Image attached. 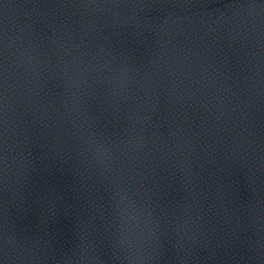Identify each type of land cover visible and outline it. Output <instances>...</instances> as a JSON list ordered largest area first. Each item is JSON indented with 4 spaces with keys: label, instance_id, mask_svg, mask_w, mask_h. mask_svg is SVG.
Wrapping results in <instances>:
<instances>
[{
    "label": "water",
    "instance_id": "obj_1",
    "mask_svg": "<svg viewBox=\"0 0 264 264\" xmlns=\"http://www.w3.org/2000/svg\"><path fill=\"white\" fill-rule=\"evenodd\" d=\"M0 264H264V0H0Z\"/></svg>",
    "mask_w": 264,
    "mask_h": 264
}]
</instances>
